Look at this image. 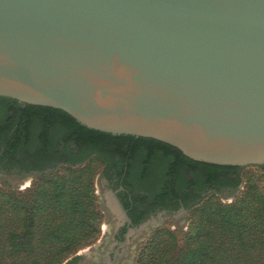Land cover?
<instances>
[{"label": "water", "instance_id": "obj_1", "mask_svg": "<svg viewBox=\"0 0 264 264\" xmlns=\"http://www.w3.org/2000/svg\"><path fill=\"white\" fill-rule=\"evenodd\" d=\"M0 96L263 165L264 0H0Z\"/></svg>", "mask_w": 264, "mask_h": 264}, {"label": "trees", "instance_id": "obj_2", "mask_svg": "<svg viewBox=\"0 0 264 264\" xmlns=\"http://www.w3.org/2000/svg\"><path fill=\"white\" fill-rule=\"evenodd\" d=\"M0 142L6 165L39 173L27 190L0 188V264H62L97 240L104 217L98 164L134 171L140 164L141 181L157 183L158 193L176 198L185 188L194 191L188 206L199 201L195 191L212 187L219 176L235 174L236 189L244 168L196 161L160 140L88 128L64 110L4 96ZM58 165L63 169L53 173ZM263 190L252 184L235 203L196 209L191 219L197 230L184 243L176 231L156 230L138 264H264Z\"/></svg>", "mask_w": 264, "mask_h": 264}, {"label": "flooded vegetation", "instance_id": "obj_3", "mask_svg": "<svg viewBox=\"0 0 264 264\" xmlns=\"http://www.w3.org/2000/svg\"><path fill=\"white\" fill-rule=\"evenodd\" d=\"M53 164L54 162L51 163ZM23 168L16 164L9 171L28 176L36 174V170L22 171ZM3 169L0 172H5L6 168ZM235 178V174L231 177L219 176L207 191L231 196L236 191L232 186ZM101 183L103 190L108 191L105 202L116 213L117 219H108L110 227L101 242L84 252H78L67 264H129L132 240L146 230L159 226L163 217L181 216L188 209L190 192H194L186 189L176 198L165 196L153 190L152 182L148 183L146 180L139 183L135 171L127 166L104 169ZM203 191L195 193L200 195Z\"/></svg>", "mask_w": 264, "mask_h": 264}, {"label": "rangeland", "instance_id": "obj_4", "mask_svg": "<svg viewBox=\"0 0 264 264\" xmlns=\"http://www.w3.org/2000/svg\"><path fill=\"white\" fill-rule=\"evenodd\" d=\"M10 116V115H9ZM9 116H5L6 119ZM36 133L32 134V137L35 136ZM33 141V139H32ZM31 141V143H32ZM28 146L27 149L30 148L33 144ZM23 146V145H22ZM27 149H25V154H27ZM3 150V145H1L0 142V153H2ZM23 150V148L19 149ZM21 152V151H20ZM19 154V152H18ZM7 160L3 159L0 157V170L3 168H6L5 172H0V188L2 187H8L14 190H27L33 186V184L37 181V175L39 174L38 171H36L35 175H24L21 172H13L9 171L11 170L12 167H15V165H6L5 162ZM29 165V164H28ZM3 166V167H2ZM21 166V165H20ZM31 166V165H30ZM119 166H122L120 164ZM139 167H135V177L139 181V183H142L144 181H141L142 176H141V171L143 169ZM97 173H96V194L99 197L100 201V207L103 213V220L101 222V231L99 234V237L97 240L90 244L85 246L84 248L78 250L75 254H71L66 258V260L62 264H67L70 259L75 256L78 252H84L91 247H93L97 242H101L103 240V237L105 236V233H107L109 227H110V222L108 219L116 220L117 215L116 213L112 210L109 209V206H107L105 202V194L108 193L106 189L103 190V186L101 183V177L103 176L104 169H106V165L103 163L97 165ZM63 169V165H58L55 167L54 170H52L53 173L60 172ZM4 170V169H3ZM27 167L24 166L22 171H26ZM240 176H241V182L237 186L236 191L233 195L231 196H222L221 194L215 193V192H209L207 189H204L203 194H200L199 201L194 203L191 206H188L187 211L181 214V216H177L176 218H171V217H163L161 224L157 226L154 229H149L146 230L143 234H141L138 237H135L130 245L129 248V256H130V263L129 264H138V259L139 255L142 252V250L145 248V246L148 244L149 240H151L152 236L154 235L156 230H159L161 228H167L173 231L177 232V237L180 239L181 243H184L186 241V236L187 233L191 231V233H194L197 229L194 228L195 224H193V219H191L193 212L203 206L206 203H214L217 205H229L232 203H235V201L241 196V194L247 190L248 186H251L252 184L259 186L261 190H263L264 186V170H261L259 167L256 165H249V166H244V168L240 171ZM153 185V190H158V185L152 184ZM187 189V188H185ZM264 191V190H263ZM254 192V191H252ZM189 252V251H187Z\"/></svg>", "mask_w": 264, "mask_h": 264}]
</instances>
